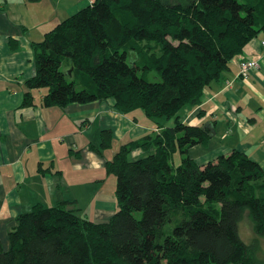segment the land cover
Returning a JSON list of instances; mask_svg holds the SVG:
<instances>
[{
    "label": "trees",
    "instance_id": "16d2710c",
    "mask_svg": "<svg viewBox=\"0 0 264 264\" xmlns=\"http://www.w3.org/2000/svg\"><path fill=\"white\" fill-rule=\"evenodd\" d=\"M260 33L264 0H92L34 43L24 107L34 105L32 90L46 89V107L114 98L124 114L174 123L106 162L117 180L108 220L83 217L71 201L38 203L17 217L7 250L0 242V264H264V170L239 150L198 165L189 150L209 133L181 121ZM139 70H156L161 81ZM113 140L105 128L91 149L102 155ZM138 148L149 153L131 159ZM247 212L250 243L240 235Z\"/></svg>",
    "mask_w": 264,
    "mask_h": 264
},
{
    "label": "crops",
    "instance_id": "0c3cea01",
    "mask_svg": "<svg viewBox=\"0 0 264 264\" xmlns=\"http://www.w3.org/2000/svg\"><path fill=\"white\" fill-rule=\"evenodd\" d=\"M90 4L89 0H0V242L19 215L41 203L61 201L95 222L117 211L116 177L105 164L120 146L160 133L174 121L148 118L142 110L120 112L114 98L65 107H46V89L32 90L34 105L24 107L26 82L35 75L33 44L58 23ZM264 34L260 33L234 58L230 69L204 90L202 103L181 112V121L209 133L206 144L189 150L198 165L233 150L247 154L264 170ZM256 60L248 79L238 77L239 64ZM227 82L230 83L227 86ZM113 131L110 149L99 155L101 130ZM138 148L131 159L147 155ZM249 235V232L246 236ZM258 256L264 260V239Z\"/></svg>",
    "mask_w": 264,
    "mask_h": 264
},
{
    "label": "rangeland",
    "instance_id": "374dc122",
    "mask_svg": "<svg viewBox=\"0 0 264 264\" xmlns=\"http://www.w3.org/2000/svg\"><path fill=\"white\" fill-rule=\"evenodd\" d=\"M140 44H142L143 46L144 45L146 46L147 42L146 43L141 42ZM67 68H68V64L66 61H64L63 66H62V70L65 71V70H67ZM138 75L141 77H144L149 82H160L161 81V76L156 70H151V71H147V72L145 70H139ZM180 162H181V156H180V153L177 152V154L174 157V164L179 165ZM110 176L114 177L115 175L110 174ZM137 216H140V215H137ZM248 232H249V235L246 236L248 234ZM240 235H241L242 239L247 243L252 242L254 237H256V235L254 234V231H253V223H252V221L248 215V212L245 214L244 219L240 223ZM263 239H264V237L262 238V240Z\"/></svg>",
    "mask_w": 264,
    "mask_h": 264
},
{
    "label": "built area",
    "instance_id": "2783aa9c",
    "mask_svg": "<svg viewBox=\"0 0 264 264\" xmlns=\"http://www.w3.org/2000/svg\"><path fill=\"white\" fill-rule=\"evenodd\" d=\"M90 3H92V0H90ZM263 48H264V41H263ZM258 67V62L256 60H246V61H241L239 64V72H238V77L241 79H248L251 71L256 69ZM227 86L230 85L229 82L226 83Z\"/></svg>",
    "mask_w": 264,
    "mask_h": 264
}]
</instances>
